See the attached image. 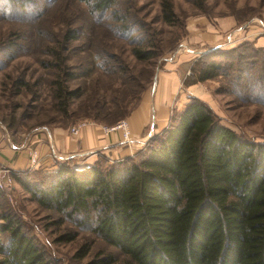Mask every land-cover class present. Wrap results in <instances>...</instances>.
<instances>
[{
  "label": "trees",
  "instance_id": "obj_1",
  "mask_svg": "<svg viewBox=\"0 0 264 264\" xmlns=\"http://www.w3.org/2000/svg\"><path fill=\"white\" fill-rule=\"evenodd\" d=\"M80 1L90 14L107 20L117 38L128 42L134 60L132 64L106 52L94 57L88 47L89 63L102 75L118 78L124 92L128 87L138 97L163 55V25L180 21L174 1H159L158 27L140 15L135 0ZM80 38V30L68 27L51 36L38 34L45 55L40 63L51 69L47 84L53 102L66 116L80 90L70 87L77 73L69 63L72 44ZM244 47L201 54L187 82L214 79L245 87L246 94L233 92L234 99L261 108L264 49L254 52L250 47L253 52L246 53ZM137 63L143 65L144 76L138 74ZM115 104V109L99 104L96 118L114 123L129 115L123 101ZM260 115L257 108L253 118ZM46 176L16 179L40 207L58 214L61 225L89 228L115 247L123 256L119 264H264V141L224 124L199 97L176 110L167 127L135 155L113 163L101 157L83 167L61 165ZM77 236V230L68 227L57 240L71 242ZM92 245L86 242L77 256H86ZM116 262L117 257L108 253L88 264ZM0 264H55L7 205H0Z\"/></svg>",
  "mask_w": 264,
  "mask_h": 264
},
{
  "label": "rangeland",
  "instance_id": "obj_2",
  "mask_svg": "<svg viewBox=\"0 0 264 264\" xmlns=\"http://www.w3.org/2000/svg\"><path fill=\"white\" fill-rule=\"evenodd\" d=\"M135 1L142 17L153 21L156 27L161 25L159 18H155L158 16L160 0ZM173 1L180 21L173 26L163 25L161 36L164 40L163 55L156 60L154 75L146 84L147 88L140 93L141 96L136 97V94L128 87L125 88V92L123 91L124 88L118 78L102 75L96 71L95 66L89 63L88 47L91 48L94 57L106 52V56L109 53L118 55L132 64L134 60L129 55L128 42L117 38L107 20L90 14L83 2L80 0H0V129L5 138L10 136L17 142L33 131L44 128H62L74 134L72 127H77L86 121L88 126L100 127L105 137L113 139V143H132V146L143 148L149 139L159 132L156 131L157 127H154L155 132L148 138L147 133L153 121L152 110L157 109L160 98V91L157 90L155 84L156 74L158 77V75L168 73L170 68L175 67L170 64L174 60L181 76L178 80L175 78L177 80L176 89L173 92L172 102L167 105L166 109L168 118L165 117L158 121L160 127L164 122V128H166L171 115L176 110L183 109L185 104L196 96L206 101L221 117L224 124L239 133H246L259 141H264V105L261 108L254 105L250 107L234 99L233 92L245 95L247 91L245 87L227 85L221 80L214 79L205 82H187L194 75L191 67L203 53L214 49L227 51L241 45L245 46L246 53L253 52L250 47H254V52H257V48L264 49V46L259 45L252 34V30L261 26L263 34L260 32L258 35L259 37L264 36V26L260 25L264 22L262 21L264 0H195L203 1L201 7L196 5L194 0ZM228 17L235 19L234 27L230 31L227 30L220 41L214 44V35H212L214 33L212 32L215 27L217 28L215 24L218 25V20H225ZM64 27L81 31L80 40L72 44L69 61L74 64L77 73V76L70 82V87L74 90L80 88V90L79 94L72 99L70 114L67 116L55 107L47 84L52 79L51 69L40 63V59L45 55L38 46L39 33L44 32L45 35L51 36ZM256 30L259 31L258 28ZM207 32L208 35H206ZM186 47H196L197 51L190 53L189 50L183 49ZM174 49H177L176 52L180 49L181 53L176 54V57L167 55ZM136 70L138 74L142 72L140 75H145L142 64L137 63ZM222 87H225L227 92H223ZM136 89H133L134 92ZM122 101L126 111H130L128 116L114 123L96 118V111L101 109L98 107L99 104L115 109L118 107L115 103L122 104ZM146 103H148L149 115L145 129L147 133L143 137L146 136L147 141L135 137L130 121L133 113L141 110ZM257 108L261 115L253 118ZM122 122L126 124V127L117 128ZM154 122L157 125L156 120ZM112 127L117 129L112 131ZM126 132L129 133V139L125 137ZM93 154L96 155L94 160L87 164L101 157L108 163L124 159H116L111 155L112 153L109 155L101 153L100 150L94 151ZM84 165L86 164H80L81 167ZM70 167L79 166L72 164ZM10 169L13 179L4 189H1L0 205H7L17 213L26 231L48 252L55 264H88L93 259L102 258L108 253H113L118 259V262L114 264H119L123 256L115 247L103 242L89 228H78L68 222L61 225L58 222V214L40 207L16 179V177H21L23 180L30 179L28 181H33L35 177L39 180L46 179V175L49 174L48 170L30 167L22 170ZM22 172L24 174L19 175ZM68 227L77 230V238L71 242L58 241L59 234ZM86 242H93L90 252L84 257L77 256L78 251L82 250ZM44 243H47L45 247Z\"/></svg>",
  "mask_w": 264,
  "mask_h": 264
},
{
  "label": "crops",
  "instance_id": "obj_3",
  "mask_svg": "<svg viewBox=\"0 0 264 264\" xmlns=\"http://www.w3.org/2000/svg\"><path fill=\"white\" fill-rule=\"evenodd\" d=\"M262 19V21H264V18ZM262 23L264 24V22ZM262 23H260V25L264 26ZM218 25L215 24L217 28L215 27L214 32H212L214 33L212 34L214 35V44L217 41H220L223 34L226 33L227 30L230 31L234 27L235 19L228 17V19L225 20H218ZM257 28L259 31L256 30ZM257 28L252 30L253 32L251 31L253 38L255 36L258 44L264 46V36L259 37L260 35H258L262 30L261 26H258ZM261 33L263 34V32ZM206 35H208V32ZM248 36H250V32H248ZM195 48L196 47H186L183 49H187L190 53H192L197 51ZM179 50L180 49H178V51L172 56L176 57V54L181 53ZM173 61L174 60H172V63L170 64L175 65V67L169 69L170 73L168 72L165 73V75H158L155 79L156 88L160 91V98L158 100L159 103L157 109L154 108L155 110H152L153 121L150 126L151 129L148 133L145 132L147 118L149 115L148 103H146L141 110L135 111L130 117V121L133 125V132L136 138L138 137L146 140L147 137H143V135L147 133L149 134V138V136L155 132L154 127H157V132H160L161 128V130L164 129L165 123L163 122L160 127V123L158 121L163 120V118L165 119V117L168 118V112H166L167 105L172 102L173 92L176 89L177 80L179 79V76H181L180 71L176 68V63ZM154 120H156L157 125ZM131 144L132 143L127 144L124 142L113 143V139L105 137L101 128L98 126H86L82 128L77 135H74L68 130L62 128H44L42 130L33 131L22 140H17V142L10 136L5 138L4 133L0 129V162L3 166L10 167L15 170L28 168L30 164L29 151L31 148L37 147L39 150L40 161L44 164V166H50L55 161H59L68 166H71L72 164L80 166V164L92 162L94 160V156H96L93 154L96 150H100L101 153H108L109 155L112 153L111 155L113 157L119 159L131 157L133 154L135 155L140 149H142L141 146H132ZM140 145H142V143H140Z\"/></svg>",
  "mask_w": 264,
  "mask_h": 264
},
{
  "label": "built area",
  "instance_id": "obj_4",
  "mask_svg": "<svg viewBox=\"0 0 264 264\" xmlns=\"http://www.w3.org/2000/svg\"><path fill=\"white\" fill-rule=\"evenodd\" d=\"M88 126V122L84 121L80 123L77 127H72V132L74 134H77L82 127ZM126 124L124 122L120 123L117 128H125ZM116 127H112L111 130L117 129ZM126 139H129V133L126 132L125 134ZM39 150L37 147L31 148L29 151V157H30V168H41V169H46L48 171H52L57 169L59 166L64 165L63 163L59 161H55L52 165L50 166H44L42 162L40 161L39 157ZM11 169L10 167H5L2 165L0 162V189H4L8 183L12 182V175H11Z\"/></svg>",
  "mask_w": 264,
  "mask_h": 264
},
{
  "label": "water",
  "instance_id": "obj_5",
  "mask_svg": "<svg viewBox=\"0 0 264 264\" xmlns=\"http://www.w3.org/2000/svg\"><path fill=\"white\" fill-rule=\"evenodd\" d=\"M157 78V74H156V77H155V79Z\"/></svg>",
  "mask_w": 264,
  "mask_h": 264
}]
</instances>
